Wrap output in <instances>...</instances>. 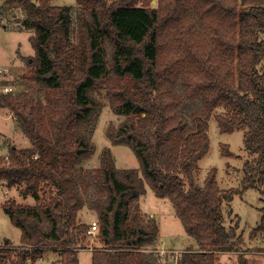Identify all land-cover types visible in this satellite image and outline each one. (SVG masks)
<instances>
[{
  "label": "trees",
  "instance_id": "trees-1",
  "mask_svg": "<svg viewBox=\"0 0 264 264\" xmlns=\"http://www.w3.org/2000/svg\"><path fill=\"white\" fill-rule=\"evenodd\" d=\"M8 1L25 11L33 54L24 58L22 89L2 91L0 107L30 146H11L0 157V184L20 187L34 203H1L20 229V248L14 257L3 250L0 264H35L45 250L59 254V264H79L90 237L78 217L86 205L102 243L91 250V264H169L146 250L159 228L140 207L145 180L169 198L196 242L176 264H214L217 252L233 251L241 236L225 226L224 207L248 188L264 192V0H77L75 40L73 6ZM100 90L124 116L107 137L128 144L139 168L116 167L108 147L97 167L81 165L96 150L84 126L102 107L92 94ZM220 106V132L245 128L243 144L253 156L241 190L220 188L214 169L202 186L194 181ZM261 211L256 228L264 231Z\"/></svg>",
  "mask_w": 264,
  "mask_h": 264
},
{
  "label": "rangeland",
  "instance_id": "rangeland-1",
  "mask_svg": "<svg viewBox=\"0 0 264 264\" xmlns=\"http://www.w3.org/2000/svg\"><path fill=\"white\" fill-rule=\"evenodd\" d=\"M7 1L0 0V9L2 6L7 9L5 12L2 11L4 13L1 12L0 16V69H3L0 71V93H3L1 89L4 86H11L12 89L9 92L17 93L23 87L18 83L20 74L25 69L24 58L33 51L29 41L32 29L24 27L21 23L25 17V11L21 4ZM51 4L73 6L71 37L75 40V16L79 11L77 0H51ZM152 4L154 3L152 2ZM260 68L264 70V62ZM92 94L102 102V107L94 116L92 123L89 126H84V129L91 135L96 150L90 157L83 160L81 165L85 169L97 167L101 150L108 147L112 152L116 167L139 168V160L132 148L125 143L112 144L106 134L108 126H116L124 119V116L112 111L104 90L94 91ZM223 113H225L224 109L221 106L217 107L209 119L207 130L209 147L198 161V167L194 172V181L202 186L206 176L214 169L215 180L220 188L227 191L241 190L244 163L251 160L253 156L249 155L243 144L245 128H236L232 132H220L214 116ZM0 117L4 118H0V157L6 156L7 150L11 146H30L29 140L10 111L5 107H0ZM10 120L14 121V124L9 125ZM145 186L146 193L139 200L140 207L145 215L153 213L159 228L156 242L147 246L146 250H154L159 261L176 264L185 249L197 248L196 242L184 231L181 220L175 214L169 198L158 196L146 180ZM20 189V187L8 189L0 184V242L7 240L10 245L20 244V229L10 222L1 203L8 198H14L19 203L33 204L34 197L22 195ZM260 189H264V187L262 186ZM261 209H264V192L248 188L234 195L230 204L224 207V224L226 227H234L236 237L241 236V242L239 241L233 251L217 252L214 264H240V257L245 259L247 264H264V231L256 228L263 213ZM78 217L89 225L93 221L97 222L95 211L87 205L79 212ZM101 245L96 233L90 235L85 247L78 252L79 264H91V250L101 247ZM49 252L53 255L46 256L43 253V256L35 264H59L60 258L57 253ZM54 257L58 258L55 260Z\"/></svg>",
  "mask_w": 264,
  "mask_h": 264
},
{
  "label": "built area",
  "instance_id": "built-area-1",
  "mask_svg": "<svg viewBox=\"0 0 264 264\" xmlns=\"http://www.w3.org/2000/svg\"><path fill=\"white\" fill-rule=\"evenodd\" d=\"M3 69H0V71ZM12 89L11 86H4L2 87V91L3 92H9ZM97 230V223L95 221H93L91 223V225L89 226V228L87 229V234L92 235L96 232ZM20 246L19 245H10L6 240L4 242H0V256L1 253H3L4 251H10V254L12 255V257L15 256L16 254V250H19Z\"/></svg>",
  "mask_w": 264,
  "mask_h": 264
},
{
  "label": "crops",
  "instance_id": "crops-1",
  "mask_svg": "<svg viewBox=\"0 0 264 264\" xmlns=\"http://www.w3.org/2000/svg\"><path fill=\"white\" fill-rule=\"evenodd\" d=\"M33 54V51H31L30 53H28L26 56H30V55H32ZM18 56H20V55H18ZM20 58H21V56H20ZM21 59H23V58H21ZM9 114V113H8ZM6 117H9V116H6ZM0 118H2V119H4L3 117H0ZM11 121V120H10ZM12 124H14V121H11L10 123H9V125H12ZM30 145V144H29ZM150 214V213H149ZM150 215H152L153 216V213H151ZM157 220V219H156ZM158 224V223H157ZM159 233V232H158ZM191 246V245H190ZM50 250H46V253H45V251H44V255L46 254V256L48 255V254H52L53 255V253H50L49 252ZM57 256L59 257V254H57ZM58 257H54V259L56 260V258H58ZM47 259H49V258H47ZM50 260H52V259H50ZM58 262V261H57Z\"/></svg>",
  "mask_w": 264,
  "mask_h": 264
},
{
  "label": "water",
  "instance_id": "water-1",
  "mask_svg": "<svg viewBox=\"0 0 264 264\" xmlns=\"http://www.w3.org/2000/svg\"><path fill=\"white\" fill-rule=\"evenodd\" d=\"M152 2L155 4V3H156V0H153ZM6 241H7V240H6Z\"/></svg>",
  "mask_w": 264,
  "mask_h": 264
}]
</instances>
